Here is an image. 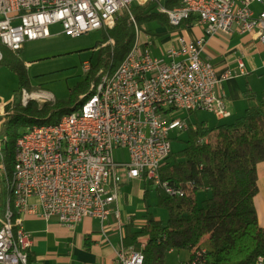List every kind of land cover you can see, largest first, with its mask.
<instances>
[{
  "label": "built area",
  "instance_id": "2783aa9c",
  "mask_svg": "<svg viewBox=\"0 0 264 264\" xmlns=\"http://www.w3.org/2000/svg\"><path fill=\"white\" fill-rule=\"evenodd\" d=\"M137 1L0 0V42L18 52L27 41L52 36V25H60L72 37L112 28L116 17ZM253 3L263 9L257 13ZM159 8H165L174 27L196 18L205 36L195 41L178 36L156 56L150 43L140 42L139 32L118 68L101 73L93 85L92 89H100V81H107L108 91L101 98L50 127L29 128L21 134L17 200L21 238H14L10 222H2L0 264H29L34 239L24 228L23 215L45 220L56 217L63 226L73 228L85 218L104 224L113 213L120 242L116 263L144 264L146 243L138 248L124 244L118 207L121 186L140 179L169 195H183L182 189L160 175L161 165L172 152V133L196 128L183 112L206 110L218 119L228 117L226 98L218 88L246 72L240 61L237 71L220 73L202 55L207 38L236 27L240 33L255 32L264 44V0H183L175 8L162 3ZM83 68L87 72L90 62L85 61ZM21 93L23 105L36 98L41 101V97ZM120 150L128 152L126 159L115 157ZM199 256L185 264H205ZM255 264H264V256Z\"/></svg>",
  "mask_w": 264,
  "mask_h": 264
},
{
  "label": "trees",
  "instance_id": "16d2710c",
  "mask_svg": "<svg viewBox=\"0 0 264 264\" xmlns=\"http://www.w3.org/2000/svg\"><path fill=\"white\" fill-rule=\"evenodd\" d=\"M162 1L169 9L183 2ZM133 6L136 24L131 15L124 12L116 17L112 28L101 30V39L91 48L97 53L96 61L90 59V69L84 79L70 89L64 99L43 104L33 99L23 105L21 91L31 84L27 65L19 57L22 49L15 53L0 44L4 53L0 64L8 65L19 75L16 96L5 105L0 117L3 156L0 226L6 201L13 196L8 180L17 138L35 124H55L92 94L100 74L116 70L131 50L136 40V25L144 26L158 19L166 32L181 29L172 26L167 14L158 12L153 4ZM23 123L27 126L20 130L19 125ZM195 125V129L188 130L186 145L175 153L174 161L170 162L174 156L171 152L160 167L162 180L182 189L183 195H169L156 186V205L169 214L166 223L149 211L143 223L136 222L132 216L124 227V244L138 248L145 242L144 264H165V254L173 249H188V261L200 254L199 259L205 264H255L259 256H264V226L259 223L255 205L259 192L257 165L264 161V100L248 108L233 123L210 128L206 121H196ZM204 138H208V142H204ZM201 190L207 196L199 202L197 195ZM147 195L145 191L144 197ZM32 262L30 254L29 264Z\"/></svg>",
  "mask_w": 264,
  "mask_h": 264
},
{
  "label": "rangeland",
  "instance_id": "374dc122",
  "mask_svg": "<svg viewBox=\"0 0 264 264\" xmlns=\"http://www.w3.org/2000/svg\"><path fill=\"white\" fill-rule=\"evenodd\" d=\"M162 0H139L134 2L128 12L133 17V22L136 24L133 15L134 4L141 6L153 4L156 10L161 12L159 8ZM166 7V6H165ZM167 8V7H166ZM169 9V8H168ZM116 22V20H115ZM105 29V28H104ZM52 36L40 38L24 43L22 50L19 52L20 59L27 65L28 76L30 79V88L25 87L27 92L35 95L38 93L47 97V101L55 99L67 98L70 94V89L74 88L80 81L84 79L86 72L84 71V62L96 61L97 53L93 52L96 43L101 39V31H92L83 35L72 37L62 31L60 25H52L50 27ZM145 30H151L149 33ZM165 27L158 19L151 21L144 26L136 25V35L140 32L141 43H152L151 52L153 55L160 56L167 48L164 42L173 41L178 36H186L181 26L179 34L173 35L170 32H163ZM191 40L188 36H186ZM195 41V40H192ZM16 53V52H15ZM91 59V60H90ZM259 78V92L264 95V70L263 72L255 73ZM19 89V75L6 64H0V117L4 114L5 105L12 101ZM22 92V91H21ZM22 96V93H21ZM22 98V97H21ZM38 103L43 104L40 100L35 99ZM183 115H188L191 121H206L210 128L221 124L216 115L210 111L199 110L197 112H183ZM235 118L225 120L223 123L235 122ZM20 130L26 128V124L19 125ZM172 152L174 156L170 159L174 161L175 153L183 149L188 139V131L172 133ZM128 152L120 150L115 152L117 159H126ZM145 191L148 195L144 197ZM127 194V195H126ZM207 196L206 192L201 190L198 192L197 198L200 202ZM157 190L154 184L149 181L135 179L132 182L124 183L121 186V198L118 200L119 209L122 215L121 222H124V215H134L136 222L143 223L145 215L149 211L156 218L166 223L168 219V211L156 205ZM115 207V206H114ZM116 218V226L118 230V219L115 213L112 218ZM190 251L188 249H173L165 254V264H181L188 261Z\"/></svg>",
  "mask_w": 264,
  "mask_h": 264
},
{
  "label": "crops",
  "instance_id": "0c3cea01",
  "mask_svg": "<svg viewBox=\"0 0 264 264\" xmlns=\"http://www.w3.org/2000/svg\"><path fill=\"white\" fill-rule=\"evenodd\" d=\"M252 7L257 13L263 9L258 3H253ZM182 28L183 33L191 40L205 36L203 26L196 18H191ZM163 32H166V28ZM178 32L179 30L173 32V35L179 34ZM173 39L164 42L166 49L174 43ZM202 55L211 61L220 73L227 69L237 71L240 61L245 66V74L224 81L218 88L219 94L225 96L230 112L228 117L218 119L221 123L230 118L238 119L248 108L264 100V95L259 92V78L255 74L264 70V44L255 32L240 33L236 27L232 32L219 31L207 38ZM247 92L252 94L246 96ZM257 175L259 192L255 197V205L259 223L264 226V161L258 163ZM120 216L122 220L121 212ZM132 216L135 217L127 213L124 215V227ZM22 218L24 228L34 239L30 253L32 264H117L119 231L116 218H112V215L104 224L96 218H85L73 228L63 226L56 217L45 220L26 214Z\"/></svg>",
  "mask_w": 264,
  "mask_h": 264
},
{
  "label": "bare ground",
  "instance_id": "6f19581e",
  "mask_svg": "<svg viewBox=\"0 0 264 264\" xmlns=\"http://www.w3.org/2000/svg\"><path fill=\"white\" fill-rule=\"evenodd\" d=\"M161 12L165 13V8H161ZM139 34V32H138ZM137 34V35H138ZM0 44L7 48V44H4L0 42ZM134 47V45L132 46ZM4 53L3 50L0 48V59L3 60ZM27 97H41V101L48 100L47 97L36 94H30L28 93L25 88L22 89ZM103 91H108V84L107 81H100V89H94V92L90 95H88L83 102L73 111L69 113H65L60 117V119L57 122L62 121L63 119H66L70 117L71 115H76L77 112L82 111L84 106H89L92 104L93 101L96 99L101 98L103 96ZM53 124H35L31 128L36 127H50ZM2 144V143H1ZM21 146H22V138L21 135L17 138L16 145H15V152H14V160L11 166V176L8 180L9 186L12 188V197L8 198L6 201V210H4V215L2 217V222H10V229L11 231H14V238H21V231H20V216H19V207L17 205L18 200V194H19V185H18V172L20 170V153H21ZM2 154H1V163H2ZM2 169L0 168V176L2 175Z\"/></svg>",
  "mask_w": 264,
  "mask_h": 264
},
{
  "label": "water",
  "instance_id": "95a60500",
  "mask_svg": "<svg viewBox=\"0 0 264 264\" xmlns=\"http://www.w3.org/2000/svg\"><path fill=\"white\" fill-rule=\"evenodd\" d=\"M46 102V101H45Z\"/></svg>",
  "mask_w": 264,
  "mask_h": 264
}]
</instances>
